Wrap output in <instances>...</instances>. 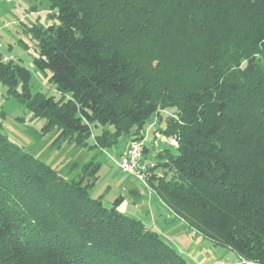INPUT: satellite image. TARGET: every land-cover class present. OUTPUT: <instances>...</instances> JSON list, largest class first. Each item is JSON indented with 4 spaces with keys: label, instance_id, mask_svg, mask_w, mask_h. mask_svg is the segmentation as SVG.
<instances>
[{
    "label": "trees",
    "instance_id": "16d2710c",
    "mask_svg": "<svg viewBox=\"0 0 264 264\" xmlns=\"http://www.w3.org/2000/svg\"><path fill=\"white\" fill-rule=\"evenodd\" d=\"M39 1L49 23L27 31L34 68L55 94L32 93L31 72L0 61L8 95L78 146L91 138L101 148L123 134L149 137L141 131L151 120L160 127L165 103L173 112L159 132L175 147L155 162L172 175L153 179L144 165L148 188L234 262L264 264V0H162L192 27L195 46L179 68V48L153 57L163 66L155 79L130 51L145 25L131 9L137 0ZM156 82L166 90L161 100ZM72 180L0 133V264H188L119 212V198L105 207L92 185Z\"/></svg>",
    "mask_w": 264,
    "mask_h": 264
},
{
    "label": "rangeland",
    "instance_id": "374dc122",
    "mask_svg": "<svg viewBox=\"0 0 264 264\" xmlns=\"http://www.w3.org/2000/svg\"><path fill=\"white\" fill-rule=\"evenodd\" d=\"M161 1L137 0L135 7H131L140 15H144L145 25L141 26L142 32L139 33L130 51L146 66L152 79L162 74L163 67L162 61L158 62L153 57H161L163 50L179 48L180 55H177L175 60L179 68L189 63L195 46L192 27L183 21L180 13L174 10L170 2L167 1L168 5L159 7ZM48 12V3L44 1L11 0L5 3V0H0V57L5 62L15 61L31 72L32 93L54 95V87L49 84L48 78L34 68L33 61L37 57V48L32 34L27 31L33 25L45 27L49 23ZM164 93H166L164 86L156 82L154 94L161 100ZM172 112L162 102L158 113L160 127L151 120L141 131L149 135L144 165L149 167V175L152 174L153 179L156 175L167 178L172 175L169 168L155 162L158 160L155 157L156 152L163 149L174 151V141L162 137L159 132V128L164 126ZM44 121L32 116L26 106L8 95L6 88L0 83V133L10 143L17 145L25 153L31 154L60 174H64L68 179L72 178V181L81 187L92 185L90 196L95 199L100 198L105 207H110L112 202L119 198L120 204L117 208L124 204V213L133 214L146 227H152L166 243L180 244L179 246L189 244L188 247L194 252L183 256L189 264H192L189 256L201 257L204 262L221 257L229 259L226 254L228 252L210 246V242L201 240L199 236L184 227L180 219L171 218L170 209L161 197L148 188L147 181L139 182L117 170L115 163L121 157L119 153L123 151L128 140L130 142L140 133L133 132L127 137L124 134L120 135L113 146L109 144L106 148L96 147L91 138L88 145L78 146L68 134L61 133L56 126H45ZM100 132L101 129L93 130L95 134ZM161 162L163 163L162 160ZM132 201L138 208L130 204ZM143 203L147 207L142 210ZM131 209L133 212L130 211ZM147 209L150 213L146 212Z\"/></svg>",
    "mask_w": 264,
    "mask_h": 264
},
{
    "label": "built area",
    "instance_id": "2783aa9c",
    "mask_svg": "<svg viewBox=\"0 0 264 264\" xmlns=\"http://www.w3.org/2000/svg\"><path fill=\"white\" fill-rule=\"evenodd\" d=\"M11 0H5L6 3H9ZM1 50V43H0ZM1 56V52H0ZM2 62L3 58L0 57ZM7 62V61H6ZM147 135L142 137L140 140H131L126 148L124 154L119 157L118 161L115 163L117 170L122 174L129 175L139 182L147 181L148 173L143 164V145L147 143ZM212 264H251L246 261L240 262H230L226 259H217Z\"/></svg>",
    "mask_w": 264,
    "mask_h": 264
},
{
    "label": "crops",
    "instance_id": "0c3cea01",
    "mask_svg": "<svg viewBox=\"0 0 264 264\" xmlns=\"http://www.w3.org/2000/svg\"><path fill=\"white\" fill-rule=\"evenodd\" d=\"M6 3V2H5ZM129 139H131V138H129ZM128 144H129V140H128V142H127V145L125 146V148L123 149V151H121L120 153H119V156L120 155H122V154H124V152H125V150H126V148H127V146H128ZM118 156V157H119ZM131 190H134V189H131ZM136 190V189H135ZM147 190V189H146ZM149 193H151L149 190H147ZM139 192V191H138ZM140 193V192H139ZM155 194V193H154ZM141 195V194H140ZM142 196V195H141ZM144 201V200H143ZM130 204H133L134 206H136L137 207V205H136V203H134L133 201L132 202H130ZM124 205V204H123ZM123 205H121L119 208H118V211L119 212H121V213H124V211L125 210H123ZM147 206L145 205V203H143L142 205H141V208H142V210H143V208L145 209ZM138 208V207H137ZM131 212H133V210L131 209L130 210ZM143 212V211H142ZM146 212H148V213H150V210L149 209H147V211ZM170 212H171V210H170ZM124 214H126V213H124ZM126 215H128V214H126ZM137 215V214H136ZM128 216H131V217H134L135 218V216L133 215V214H129ZM141 216V215H140ZM137 217V216H136ZM172 217H175L174 215H173V213L171 212V218ZM152 218V217H151ZM151 218H149V221H150V219ZM136 219H138V218H136ZM139 220V219H138ZM173 220V219H172ZM141 221V220H140ZM148 221V223L150 224V222ZM151 227V226H150ZM184 227H185V225H184ZM150 229H152V230H154L152 227L150 228ZM155 232L156 233H158L156 230H155ZM190 232H193L192 230L190 231ZM191 234V233H190ZM194 234V233H193ZM159 235V234H158ZM197 236V235H196ZM199 238H201V237H199ZM201 240H203L202 238H201ZM203 241H205V240H203ZM168 242V241H167ZM169 243V242H168ZM172 244V243H171ZM170 244V245H171ZM210 244V243H209ZM173 245V246H172ZM171 246L181 255V256H184V255H187V254H190V253H192V252H194V250L191 248V247H188V245L189 244H185V245H181V246H179L178 244H172ZM210 246H211V244H210ZM222 251H224L225 253L226 252H228V253H226L227 254V257H229V259H227L228 261H231V262H234V260H235V256H234V254L233 253H231L230 251H228V250H225V249H222ZM183 254V255H182ZM189 259L191 260V262H192V264L193 263H196V264H212V262L213 261H215V260H217V259H222V257L221 258H217V259H212V260H209V262H204L203 261V259L200 257V258H198L197 256H194V257H191V256H189ZM200 259H202V261H200ZM189 264V263H188Z\"/></svg>",
    "mask_w": 264,
    "mask_h": 264
}]
</instances>
